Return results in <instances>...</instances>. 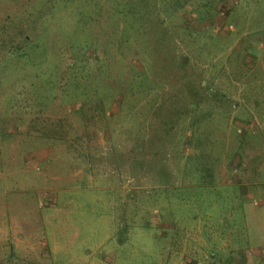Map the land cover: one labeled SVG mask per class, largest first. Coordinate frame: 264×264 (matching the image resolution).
Returning a JSON list of instances; mask_svg holds the SVG:
<instances>
[{"label": "rangeland", "instance_id": "1", "mask_svg": "<svg viewBox=\"0 0 264 264\" xmlns=\"http://www.w3.org/2000/svg\"><path fill=\"white\" fill-rule=\"evenodd\" d=\"M0 264H264V0H0Z\"/></svg>", "mask_w": 264, "mask_h": 264}, {"label": "trees", "instance_id": "2", "mask_svg": "<svg viewBox=\"0 0 264 264\" xmlns=\"http://www.w3.org/2000/svg\"><path fill=\"white\" fill-rule=\"evenodd\" d=\"M41 153V151L39 152V154Z\"/></svg>", "mask_w": 264, "mask_h": 264}]
</instances>
